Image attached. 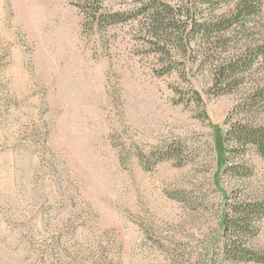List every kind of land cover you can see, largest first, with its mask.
<instances>
[{
    "label": "rangeland",
    "instance_id": "374dc122",
    "mask_svg": "<svg viewBox=\"0 0 264 264\" xmlns=\"http://www.w3.org/2000/svg\"><path fill=\"white\" fill-rule=\"evenodd\" d=\"M75 2L0 0V264H195L177 255L217 235L237 96L195 70L157 75L133 24L89 30ZM177 143L186 163L156 164Z\"/></svg>",
    "mask_w": 264,
    "mask_h": 264
},
{
    "label": "trees",
    "instance_id": "16d2710c",
    "mask_svg": "<svg viewBox=\"0 0 264 264\" xmlns=\"http://www.w3.org/2000/svg\"><path fill=\"white\" fill-rule=\"evenodd\" d=\"M105 2L76 0L89 30L133 24L138 46L158 62L157 75L177 72L186 80L185 74L195 70L206 80L208 94L237 96L223 123L222 174L234 185L217 235L203 255L177 257L195 264H264V248L257 243L264 191L248 184L254 158L264 163V0H124L117 10ZM187 93L203 106L196 90ZM178 145L158 152L156 164L172 159L184 165Z\"/></svg>",
    "mask_w": 264,
    "mask_h": 264
}]
</instances>
